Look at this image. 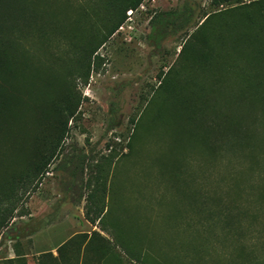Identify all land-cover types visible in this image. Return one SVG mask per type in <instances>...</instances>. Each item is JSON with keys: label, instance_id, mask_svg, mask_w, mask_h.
<instances>
[{"label": "rangeland", "instance_id": "1", "mask_svg": "<svg viewBox=\"0 0 264 264\" xmlns=\"http://www.w3.org/2000/svg\"><path fill=\"white\" fill-rule=\"evenodd\" d=\"M42 1L64 30L26 45L39 80H0V187L35 169L13 200L0 188V210L14 207L0 212V264H139L128 252L157 264H264L261 150L211 151L158 91L164 79L183 85L196 75L180 51L204 12L229 5L143 0L97 50L101 63L92 60L86 79L74 68L79 46L66 39L86 1ZM160 12L174 17L158 41L150 21ZM201 84L210 86L198 76L185 93L200 94ZM214 86L220 106L238 95ZM65 90L76 111L62 134L48 98ZM257 130L264 135V122ZM99 167L105 186L89 198Z\"/></svg>", "mask_w": 264, "mask_h": 264}, {"label": "trees", "instance_id": "2", "mask_svg": "<svg viewBox=\"0 0 264 264\" xmlns=\"http://www.w3.org/2000/svg\"><path fill=\"white\" fill-rule=\"evenodd\" d=\"M85 1V6L76 13L77 18L72 19L70 34L66 39L73 50L79 46L74 68L87 79L92 60L96 67L101 63V58L95 54L97 50L125 22L127 11L136 10L143 0ZM214 4H228L229 7L204 12L196 30L190 34L180 51L196 75L183 85L177 84L176 79H164L158 91L175 99L179 113L190 125L192 136L211 151L218 154L230 151L234 154L235 146L250 149L251 152L258 146L264 158V135L257 130V126L264 122V0H217ZM172 17L173 12H160L152 16L150 25L158 41L165 37V29L171 24ZM86 20L89 22L87 26L82 22ZM59 22L58 14L42 0H0V80H39L41 73L35 67L33 55L28 52L30 50L26 45L49 43L53 35L64 30V25H59ZM198 76L207 79L210 86L205 88L201 84L200 94L194 91L186 94V88ZM218 83L235 87L238 94L222 106L214 96V85ZM204 90L211 93H204ZM72 97L65 90L58 99L48 98L53 106L52 112L57 116L58 131L59 118L62 117V134L66 132L67 123L76 111V105L71 104ZM6 103L7 99L0 101V108H5ZM139 120L134 125L132 137L140 126ZM59 140L57 135L54 139L57 147ZM34 172V168H26L12 176L0 187L4 198L13 200V193L18 186H24L28 179L33 182ZM102 172L104 169L99 167V174L93 177L89 198L97 197V193L105 186V182L100 180ZM13 211L14 207L0 210L4 216H11ZM98 214H102V210ZM4 224V218L0 219V227ZM128 253L130 259L137 260L139 264H157L155 259L145 254ZM254 264L261 262L255 261Z\"/></svg>", "mask_w": 264, "mask_h": 264}, {"label": "built area", "instance_id": "3", "mask_svg": "<svg viewBox=\"0 0 264 264\" xmlns=\"http://www.w3.org/2000/svg\"><path fill=\"white\" fill-rule=\"evenodd\" d=\"M133 13V11L132 10H129V11H127V19L129 18V16L131 15ZM122 26H123V24L119 27L120 29L122 28Z\"/></svg>", "mask_w": 264, "mask_h": 264}]
</instances>
